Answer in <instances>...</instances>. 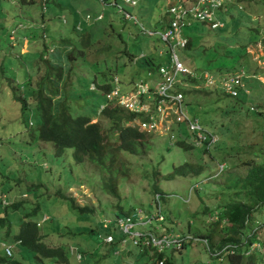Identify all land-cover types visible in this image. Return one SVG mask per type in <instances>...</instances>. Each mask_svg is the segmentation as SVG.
Instances as JSON below:
<instances>
[{
  "label": "rangeland",
  "instance_id": "374dc122",
  "mask_svg": "<svg viewBox=\"0 0 264 264\" xmlns=\"http://www.w3.org/2000/svg\"><path fill=\"white\" fill-rule=\"evenodd\" d=\"M41 1L34 0L32 4L20 5L17 0H0V192L5 194L15 190L21 192L16 197L26 194L27 197L26 195L22 196L24 203L20 204L19 210L22 208L32 210L39 204V208L44 214L48 212V207L49 213L41 217L42 220L48 221L42 224L39 220L38 223L41 225V233L44 235L43 241L48 246H64L70 257V264H144L145 259L142 256L134 262L131 252L113 253L109 247L102 244L99 247V239L96 234L91 236L92 234L86 231L87 229L96 231L97 222L103 216L111 217L114 213L121 215V212L131 209L130 214H133L134 218L139 210L153 219L160 214L163 221H152V227H157L158 233H180L191 236L199 232L204 233L209 226L207 224L210 223V216L218 213L215 211L217 206L232 199V195L221 190L224 175L217 179L214 177L219 172L220 165L226 167L224 170L227 172L235 171L238 174H243L245 168L242 162L248 157L246 147L239 150L236 157L226 160L223 153L217 150H214L210 156L202 153L201 147L185 151L175 147V142H170L171 132L176 129L170 125L169 131H159V136H153L147 149L150 151L146 152L144 156L124 154V159L129 163L130 177L127 180L119 181L120 197L115 199L102 190L100 172L92 164L87 161L81 165L75 164L72 159L73 151L70 149L66 150V157L62 161L59 158L54 160V156L51 155L52 144L33 139L37 135L41 117L36 111L32 97H25V104L29 105L30 109L22 113L21 104L15 100V95L21 97L23 91L21 85L24 83H26L25 91L27 89L34 90L45 75L44 66L46 65L40 61L38 69V59H36V47H41L43 44V31L26 29L33 33L31 39L33 38L37 45L33 46L30 42L31 39L26 38L22 49H20V45H15L10 40L9 33L19 21L26 22L27 25H24L26 28L35 25L41 28L43 22L47 23L50 29L53 28L48 30L50 35L54 36L57 33V39H50L53 44L49 46L48 51L51 53L53 49L62 46L59 42L58 17L65 26L73 21L72 16L69 18L62 14L52 15L50 4L46 6L49 13L47 12L44 18H41ZM55 2L61 3L67 7V10L78 9L82 14H96L98 11L105 14L102 24L99 23L100 28H105L102 37L90 45V48L84 49L82 57L72 62L73 71L78 73L79 77L87 79H82V81L80 79L78 81L76 77L72 79L71 84L77 94L69 98L68 102L71 105L86 106L84 98L78 92L83 90L85 93L89 89L88 73L91 70L89 65L103 58L97 49L102 45L105 46L110 40L114 45L100 67L102 70L111 69L113 73L115 72L114 74L118 77L115 82L121 83L120 87L125 93L131 97V91L136 89L135 83L140 80L147 83L153 82L156 77V69L147 70L146 67L163 63L167 52L166 45L157 36L149 37L141 34L136 25L130 21L125 22L121 14L112 6L105 7L95 3L92 5L90 2L93 0H55ZM121 4L123 5L122 2ZM165 6L164 0H139L137 6L126 7V10L137 16L144 27L156 30ZM242 6V11L233 10L230 15L223 18V28L211 29L207 24L197 21L186 27L184 32H187L189 38H196L193 41L194 49L187 50V55L192 57L194 66L187 61L183 62L185 65L194 67L196 74L199 75L197 79L200 81L197 80L196 89L206 90L205 94L186 96V102L192 104L189 105L191 113L199 117L203 126L206 125V130L208 128L218 132L219 137L225 130L232 132V135H234L233 132L239 134V140H237L239 146L251 141L259 142L255 136L258 131L257 121L245 118L246 107L240 108L234 100L227 99L224 92L218 94L214 91L215 89L208 88L207 86L210 85L207 80L209 77L212 79V85H217L215 77L232 73L240 75L246 87L252 84L251 81L256 80L264 86V7L260 3L249 6L245 2ZM21 25L23 24L20 23L18 27ZM254 28L258 30L257 43L250 44L245 50L246 54L241 56L240 52L236 54L239 49L243 48L246 40L249 42L254 39ZM78 30H83L82 25L76 29L77 32ZM21 31H17V38L21 35ZM125 50L138 57L136 60L140 59V55H145L147 61L142 58V61H127L126 64H123L122 62H126ZM233 51H236L234 55L228 53ZM178 53L180 55V52ZM26 54H29L28 59ZM234 56L239 57L236 60ZM221 60H225L222 63L225 68L219 70ZM234 60H236L235 69L229 70ZM33 63L35 66L31 68ZM244 67L247 69L243 70ZM149 71L151 72L150 76L148 75ZM96 79L98 80L99 76ZM106 79L110 80L113 88L111 75ZM17 84L21 90L14 89ZM256 85L259 87V101L253 106H262L261 110L264 115V88L259 84ZM67 91L70 89L67 88ZM97 99L98 97L94 98V100ZM252 102V98L246 99L242 106H250ZM220 106H236V110L240 109L238 113L236 110L229 111L226 116L228 119H222L219 116L222 115V112L217 111ZM97 120L105 131L108 121L98 116L92 122ZM209 120H213L215 125L205 123ZM221 122L223 125H220ZM29 123L32 127H29ZM160 129V125L157 126V130ZM253 131L256 133L254 134ZM262 133H264V129ZM230 136L231 134H228L222 140H227L230 143ZM189 139L191 140L190 137ZM108 140L113 141L110 133ZM215 161H218L219 164L216 165ZM184 162L206 163L205 171L199 177L177 176L170 180L165 179L164 176L170 174L173 167ZM55 173L57 174L55 175ZM16 180H20L24 185L20 184L19 187H16ZM154 188L158 189V199H156ZM70 199L73 201H68ZM16 202L19 203V200ZM79 208H89L93 212L82 214ZM203 209L213 211L211 215L203 214ZM2 212L5 213L3 209ZM7 212L13 211L9 208ZM2 216L4 215L0 213V217ZM13 216L12 214L11 217ZM255 218L258 220L264 218V208L255 215ZM55 222H57L56 225ZM58 224L60 229L54 232ZM141 229L149 231L151 225L143 224ZM1 239H3L2 236L0 241ZM200 242L202 243L199 241L189 243L180 253H167L168 257L170 255L171 259L174 257L173 261L176 264H226L225 258L221 262L211 259L204 241L200 240ZM74 246L82 251L80 262L76 260L75 255L70 254L71 249L74 250ZM260 264H264V260Z\"/></svg>",
  "mask_w": 264,
  "mask_h": 264
},
{
  "label": "trees",
  "instance_id": "16d2710c",
  "mask_svg": "<svg viewBox=\"0 0 264 264\" xmlns=\"http://www.w3.org/2000/svg\"><path fill=\"white\" fill-rule=\"evenodd\" d=\"M33 1L34 0H17L20 5L32 4L34 3ZM93 1L98 4L96 0ZM104 1L107 0H103V2ZM45 2L51 5L52 15L58 16L62 14L69 18L72 16L73 21L71 24L69 23V25L65 26L61 23V20L58 19L59 29L64 30L63 33L59 34V42L62 46L53 49L51 53H49L48 48L53 44L51 40L57 39V33L54 34V36L50 35L48 30L52 29L47 26V23L43 22L45 27L42 30L43 44L41 47H36V59H38V69L39 63L43 62L46 65L44 66L46 69L45 75L37 83V87L34 90L30 91L27 89L25 95L21 97L15 95V99L21 103L22 112H26L25 97L33 98L36 111L41 117V124L37 131V135L33 139L39 142L51 143L53 146L51 155L54 156V160L59 158L60 161H62V159L66 157V150H72L73 162L81 165L84 161H87L89 164H92L100 172L102 190L112 198L119 199V181L121 179L127 180L130 177L129 163L124 159V154L144 156L146 152L150 151H147V149L153 136L159 135L157 132H144L138 126L127 124L137 118L144 120L145 118L142 114L131 113L120 106H106L108 102L106 95L112 89L110 80L106 79V77L109 76V72H113V70H102L100 64L105 62L108 53L114 45L111 40L103 47L104 52L101 51L100 48L97 49V51L103 55V58L89 65L91 70H89L88 79L90 80L89 84L92 83V85H94V90L87 89L85 93H83V90L78 92L84 98L86 106H73L68 102L70 97H74V95L77 94V91L73 90L71 84L72 79L75 77L77 80L80 79L81 81L82 79H87L79 77V74L73 71L72 62L82 57L84 49L90 48V45L102 37L103 29L105 28H100L99 23L88 25L85 22V18L83 21L81 20V23V13H79L78 9H68V11L67 7L63 6L61 3L55 2V0H45ZM245 3L249 6L260 3L262 7H264V0H246ZM85 14H83V17ZM44 16L45 14H42L41 18H44ZM78 23L82 25L83 30L77 32L76 27ZM100 23L102 24V22ZM254 29L255 36L253 40H249V42L246 40L243 48L239 49L237 53L236 51L228 53L234 55L240 52V56L246 54V48L250 44H256L258 40V30L256 28ZM194 39L196 40V38L190 37L186 49L182 51V62L187 61L193 66L192 57L187 55V50L194 49ZM32 44L37 45L36 41H33ZM19 45L21 46V44ZM124 54L126 62H122L123 64H126L127 61L132 62L135 58V56L127 50H125ZM26 56L28 59L29 54H26ZM234 57L237 60L239 56ZM236 60L232 62L229 70L235 69ZM224 62L225 60H221V68H219V70L225 68L222 66ZM144 63L146 64V62ZM34 66L35 63H33V66L31 65V68H34ZM186 66L192 71H195L194 67ZM151 68L154 69L155 66H149V69ZM242 69L246 70L247 67ZM98 76L99 79L97 80L96 77ZM197 80L199 79L184 78L183 81L187 83L188 86L183 87L177 85L179 91L184 94L185 99L187 95L206 93V90L195 88L198 83ZM251 83V85H247L246 87L248 94L239 90L235 96L226 94L225 97L229 100H234L240 108L246 107L245 118L251 119L254 122L257 121L256 127L258 131L257 134H255L256 132L254 131L253 133L258 138L259 142L251 141L239 146L237 144L239 134L233 132L234 135H232V132L225 130L223 135L219 137L218 132L207 128L206 131L209 133L212 132L214 135H218L219 142L212 148L208 146L201 147L202 153L207 156H210L214 150L223 153L225 160L227 158L236 157L237 152L244 149V147H246V154H248V157L242 162L245 168L243 174H238L235 171L227 172V170H224L226 167H223V169L219 170L217 175H215L214 179L224 175L222 177L224 179L221 184V190L232 195V199L225 204L217 206L215 211L218 213L214 216L211 215L213 210L210 212L207 209H203V214L211 215L209 219L210 223L207 224L209 226H207L204 233L199 232L198 234L196 233V235L193 234L194 236L192 235L193 238H198L205 242V247L211 259L221 262L225 258L226 264H260L261 261L264 260V253H262L264 250L261 252L259 249H254L248 255L245 253L249 245L254 241H258L262 244L261 246L264 247L261 229L258 228L253 232L254 224L258 222L255 215L264 208V133H262L264 129V115L261 110L262 106H253L254 103L259 101V87L256 84H261L257 80L251 81ZM67 88H69L70 91H67ZM210 88H213V90L215 89L214 91L218 94L223 93L220 88ZM262 88H264V86H262ZM96 97H98V99L94 100ZM251 98L253 101L252 105L242 106L246 99L250 100ZM103 105H105V107L100 109ZM187 105L189 106L192 104L187 103ZM240 108L236 110V106H220V109L217 111L219 113L222 112V115H219L222 119H228L226 116H228L229 111L234 112L236 110L238 113ZM98 116L108 121V127L105 128V131H103L98 120L92 122V120L97 119ZM205 123L211 125L215 122L209 120L205 121ZM220 125H223V122H221ZM205 126L206 125H204V129H206ZM109 133L113 141L108 140ZM174 133L176 134L175 147L185 151L195 148L192 142L187 141L186 138L189 137V134L182 126H179ZM228 134H231L229 138L230 143L227 140H222L223 138L225 139ZM115 136L116 138H114ZM215 164L218 165L219 162L215 161ZM205 165L206 163L193 164L184 162L179 166L173 167L172 172L164 177L166 180L173 179L177 176L199 177L204 173ZM56 174L57 173H55V175ZM20 184L23 183L20 180H16L15 186L19 187ZM154 192L155 194H159L157 188H154ZM9 193L7 195L8 198L11 199L12 195H18L21 192L15 190L11 192L10 195ZM58 194L61 195L60 192H58ZM68 201L72 202L73 200L70 199ZM22 202L21 199L19 203L14 202L9 206L13 212H7L9 208L3 209L5 213L4 216L0 218V238L2 236L7 243L14 245V250L11 258L6 257L5 253L0 250V264H70V257L64 246H48L43 241L44 235L41 233V226H37V222L41 217L49 213L48 207V212L45 211L47 213L44 214L40 210L39 204L32 210L26 208L19 210ZM131 210L123 213L121 212V215H128L131 213ZM79 211L82 214L85 212H93L89 208H79ZM12 214L14 215L13 217H11ZM113 216L115 218L119 215L114 213ZM261 220L263 221L264 218L260 219V221ZM56 223L57 222H55V225ZM59 227L60 225L58 224L54 232L58 231L60 229ZM110 229L107 228L103 230L101 225L97 222L96 231L93 229H87L86 231L92 234L91 236L96 234L97 239H99V247H101L102 236L110 233ZM130 243L131 242L128 243L129 249L127 251L128 253L131 252L134 262L138 261L142 256V258L145 259L144 264H156L157 258L162 255L156 254L151 249L139 245L132 246ZM199 243L202 242L199 241ZM188 244L189 243L185 244L184 248ZM106 247H109L113 253L116 250H120L119 244ZM78 253L81 258L82 251L78 249ZM171 258V255L167 257L165 264H176L175 261H173L174 257L173 259Z\"/></svg>",
  "mask_w": 264,
  "mask_h": 264
},
{
  "label": "built area",
  "instance_id": "2783aa9c",
  "mask_svg": "<svg viewBox=\"0 0 264 264\" xmlns=\"http://www.w3.org/2000/svg\"><path fill=\"white\" fill-rule=\"evenodd\" d=\"M166 3L163 16L159 19L156 30L147 29L136 18L119 4L116 5L125 19L132 20L136 24L141 34L149 37L157 36L159 40L167 47L165 61L158 68L157 79L154 85L147 83L136 84V89L131 91L129 95H119L115 90L106 95L108 101L116 98L118 102L132 112H141L147 119L138 121V126L144 131L166 132L169 131L172 123L183 124L190 138L196 147L208 146L209 148L215 145L218 137L209 133L200 124L199 120L191 117L184 103L183 95L176 90V84L181 83L179 78H196V73L188 68L181 61V53L186 49L188 37L184 29L192 22H201L207 24L211 29L223 28V18L230 15L233 10L240 12L243 9V2L246 0H164ZM125 5L135 7L139 0H123ZM180 52V55L179 53ZM161 55V52H160ZM208 76V74H207ZM213 77V76H212ZM217 85H212V79L208 77L207 83L210 86L220 88L225 94L235 96L239 90L248 94L245 84L240 75H221L215 77ZM93 88V87H92ZM161 127L157 130V126ZM170 142L175 141L173 132H171ZM223 165L220 166V170ZM138 222H142L143 216L141 211H138L136 216ZM101 228L107 229L114 227L125 238L121 240V245L124 246L127 240H130L133 245H140L156 249L157 253L166 251L178 252L183 249L187 243L200 241L198 238H193L191 235L162 233H139L135 230L134 216H117L113 219L102 217L100 219ZM258 228L264 240V220L254 224L255 232ZM261 236V237H262ZM103 243L109 244L114 240L112 234H107L102 237ZM205 243V242H204ZM258 241H254L246 250L248 255L254 249H259L261 252L264 247ZM7 254L10 255L9 248H6ZM158 264H164V259H160Z\"/></svg>",
  "mask_w": 264,
  "mask_h": 264
},
{
  "label": "clouds",
  "instance_id": "9594fccd",
  "mask_svg": "<svg viewBox=\"0 0 264 264\" xmlns=\"http://www.w3.org/2000/svg\"><path fill=\"white\" fill-rule=\"evenodd\" d=\"M97 2H98V4L99 5H101V6H112V7H114L116 10H117V12L119 13V14H121V17H122V19L125 21V22H128V21H130V22H132L133 23V21L132 20H129V19H125L124 18V16H123V14L121 13V12H119V10L117 9V7H116V5L117 4H119V5H121L122 7H123V9H125L126 10V7H130V6H127V5H125L122 1L123 0H118V1H116V0H107V1H104L103 2V0H96ZM94 2V1H93ZM121 2L123 3V5L121 4ZM94 3H96V2H94ZM46 6H47V4H46V2H45V0H42L41 1V9H42V12H41V15L42 14H45L46 15V13L48 12V10H46ZM129 12V11H128ZM49 13V12H48ZM131 14V13H130ZM86 15V16H85ZM84 15V17H83V14L81 13V19H80V21L82 20L83 21V19L85 18V22H86V24H94V23H100V22H102L103 20H104V18H105V14L102 12V11H99V12H96V14H92V13H86ZM135 16V15H134ZM163 16V15H162ZM64 17V16H63ZM136 18L138 19V17L136 16ZM58 19H60L59 17H58ZM82 21H81V23H82ZM138 21H139V19H138ZM140 22V21H139ZM23 24V25H21L20 27H18V25L19 24ZM141 23V22H140ZM134 24V23H133ZM142 24V23H141ZM24 25H27L26 24V22L25 23H23V22H21V21H19L18 22V24L16 25V27L15 28H13V29H11V31H10V33H9V38H10V40H12L14 43H15V45L16 44H20L21 43V41H19V38H17V31L18 30H23V31H27L26 29H31V30H33V29H35V30H43L44 29V23H42V27L41 28H38V25H35L34 27H28V28H26ZM81 24L80 23H78V25H77V27H76V29H78V27L80 26ZM134 25H136V24H134ZM137 26V25H136ZM138 27V26H137ZM79 31V30H78ZM28 33H29V35L27 36V37H25V40H26V38H28L29 40L31 39V36L33 35V33H30L29 31H28ZM23 38V37H22ZM21 38V39H22ZM31 41H33V38L30 40V42ZM188 41H189V38H188ZM29 45H31L30 43H29ZM12 47H13V45H12ZM21 48L20 49H22V46H20ZM103 47H104V45H102L101 47H100V49H101V51H103ZM104 52V51H103ZM23 54V53H22ZM136 58H138V57H135L134 59H133V61H135V62H137V61H142V58L143 59H145L146 61H147V57H145V55H140L139 56V60H136ZM164 63V62H163ZM163 63H159V64H157V65H155V68L154 69H156V77H155V79L153 80V82L152 83H147V82H143L142 80H140L139 82H136L135 83V85L136 84H140V83H147V84H149V85H154L155 84V82H156V79H157V74H158V68H159V66L160 65H162ZM22 64H23V62H22ZM145 64V63H144ZM145 65H147L148 66V64L146 63ZM146 69L147 70H149V67H146ZM193 72H195V71H193ZM196 73V72H195ZM111 75V77H112V79H111V82L114 84V87L110 90V92L109 93H107V94H110L111 92H113V91H115V90H117L118 91V94L119 95H128L127 93H125V91L123 90V89H121V83L120 82H115V80H116V78H118L117 76H116V74H113V72H109V76ZM148 75L150 76L151 75V72L149 71L148 72ZM199 75L198 74H196V78L198 77ZM184 79V78H183ZM183 79L181 78V83H177L176 84V90L177 91H179V89H178V87H177V85H180V86H183V87H187L188 86V84L187 83H185L184 81H183ZM25 83L24 84H22L21 85V87H22V95H25V90H24V87H25ZM134 86V85H133ZM93 87V88H92ZM195 88H196V86H195ZM14 89H20V87L18 86V84H17V86H15V88ZM89 89L90 90H94V85H92V83L89 85ZM21 90V89H20ZM182 95H183V97H184V94L181 92V91H179ZM14 93H16V91L14 90ZM21 95V96H22ZM18 96V95H17ZM107 99V98H106ZM16 100V99H15ZM17 101V100H16ZM19 104H21L19 101H17ZM184 103H185V105H186V110H187V112H188V114L191 116V117H193V118H196V119H198L199 120V122H200V119H199V117L198 116H196V115H193L192 113H191V111H190V109H189V106L187 105V102H186V99H185V97H184ZM109 105H113V106H120V107H122L123 109H125V110H127V111H129L127 108H125L123 105H121L119 102H118V100L116 99V98H114L113 100H110V101H108L107 103H106V106H109ZM35 106V105H34ZM105 107V105H103V106H101V108L100 109H102V108H104ZM30 109V107H29V105H26V111L27 110H29ZM22 111V110H21ZM129 112H131V113H137V114H142L143 116H144V120H146L147 119V117L143 114V113H141V112H132V111H129ZM23 113V112H22ZM143 119H140V118H137V119H135V120H133V121H130V122H128L127 124L129 125V124H132V125H134V126H138V121H144ZM200 124L202 125V123L200 122ZM172 127H176V129H178V127L179 126H182L185 130H186V128L184 127V125L183 124H179V123H172V125H171ZM203 126V125H202ZM29 127H32V125H31V123H29ZM139 127V126H138ZM204 127V126H203ZM140 128V127H139ZM175 129V130H176ZM175 130H173L172 132H173V135H174V137H175V141H173V142H176V134L174 133V131ZM142 131H144V130H142ZM144 132H151V131H144ZM186 132H187V130H186ZM188 133V132H187ZM213 134V133H212ZM189 137H190V135H189ZM189 137H187L186 139H187V141H189V142H192V140H190L189 139ZM217 137H218V135H217ZM170 140V139H169ZM171 141V140H170ZM219 142V137H218V141H217V143ZM216 143V144H217ZM192 144H193V142H192ZM171 146V145H170ZM213 146H215V145H213ZM193 147H196V146H194V144H193ZM196 148H199V147H196ZM221 166V165H220ZM14 192V191H13ZM10 195V194H9ZM16 195L17 194H14V195H12L11 197V199H9L8 198V195L7 194H5V193H2V192H0V213L2 214V215H4V213L2 212V209H5V208H9V206H11L12 205V203H14V202H16V200H21V199H23L22 198V196L23 195H26V194H21L20 196H18V197H16ZM26 197H27V195H26ZM159 198V195L158 194H156V199H158ZM139 211H141V215L144 217L143 218V220H142V222H138V219L137 218H134V220H135V223H136V226H135V230L137 231V232H139V233H146V232H152V233H155V235H158V234H162V233H167V232H161V233H158L157 231H158V228L157 227H152V221L153 220H155L156 222H159L158 220H162L163 221V219H162V216L159 214V215H156L155 216V218L153 219V217H147V215H145L144 213H143V211L142 210H139ZM131 215H133V214H128V215H123V216H131ZM44 216V215H43ZM42 216V217H43ZM119 216H122V215H119ZM134 216V215H133ZM3 217V216H2ZM2 217H0V218H2ZM103 217H105V216H103ZM107 218H109V219H113V218H111V217H107ZM40 221L42 222V224L45 222V221H47V220H42V218L40 219ZM40 221H38L37 222V226H41V225H39L38 223L40 222ZM98 223L100 224V219H99V221H98ZM146 223H149L150 225H151V229L148 231V230H142L141 229V227L143 226V224H146ZM101 225V224H100ZM108 234H112L113 235V237H114V240L111 242V243H109V244H105V243H103V239L101 240V244H103V245H105V246H111V245H116V244H119L120 245V250H116V251H114V253H118V251L119 252H128L127 250L129 249L128 248V243L129 242H131L130 240H127L126 241V243H125V245L124 246H122L121 245V240L123 239V238H125L123 235H121L120 234V232L117 230V229H115L114 227H111V229H110V233H108ZM171 234H180V233H171ZM184 235H186V234H184ZM104 236V235H103ZM102 236V237H103ZM130 244H132V246H136V245H133V243L131 242ZM141 244V242L139 243V244H137V245H139V246H142V245H140ZM73 246V245H72ZM142 247H145V246H142ZM6 248H9V250H10V255L9 254H7V252H6ZM145 248H148V249H151L154 253H156V254H162V255H160V257H158L157 258V260H156V264H158V261L160 260V259H164V264H165V262H166V260H167V257H168V254L167 253H176L175 251H166V252H164V253H157V251H156V249H154V248H151V247H145ZM183 249H184V247H183ZM183 249H181L180 251H178V253L179 252H181ZM0 250L1 251H3L4 253H5V255H6V257H8V258H11L12 256H13V250H14V245H12V244H9V243H7V241L6 240H4V239H1V241H0ZM70 254H72V255H75V258H76V260H78V261H80V257H79V253H78V248L77 247H75L74 246V250L73 249H71V251H70ZM117 255V254H116Z\"/></svg>",
  "mask_w": 264,
  "mask_h": 264
},
{
  "label": "crops",
  "instance_id": "0c3cea01",
  "mask_svg": "<svg viewBox=\"0 0 264 264\" xmlns=\"http://www.w3.org/2000/svg\"><path fill=\"white\" fill-rule=\"evenodd\" d=\"M92 5H94V2H90ZM96 4V3H95ZM99 12V11H98ZM53 29V28H52ZM63 31L64 30H60V32L59 33H63ZM186 33V36L189 38V36H188V34H187V32H185ZM29 35V33H28V31H21V35L19 36V41H21V46H23V44H24V41L26 42V40H24V38L25 37H27ZM23 37V38H22ZM22 38V39H21ZM31 42H33V41H31ZM33 46H35L34 44H32ZM182 54V53H181ZM207 73H208V71H206Z\"/></svg>",
  "mask_w": 264,
  "mask_h": 264
}]
</instances>
